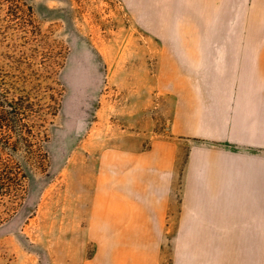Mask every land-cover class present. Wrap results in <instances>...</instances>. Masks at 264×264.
<instances>
[{
  "label": "rangeland",
  "instance_id": "1",
  "mask_svg": "<svg viewBox=\"0 0 264 264\" xmlns=\"http://www.w3.org/2000/svg\"><path fill=\"white\" fill-rule=\"evenodd\" d=\"M251 2L260 1L0 0V58L14 57L19 87L41 107L46 153L24 199L2 215L0 264H82L90 256L86 208L102 155L170 136L173 97L160 85L167 42L264 34L255 22L264 12L249 11ZM188 143L179 152L173 215ZM173 243L165 237L162 264H170Z\"/></svg>",
  "mask_w": 264,
  "mask_h": 264
},
{
  "label": "crops",
  "instance_id": "2",
  "mask_svg": "<svg viewBox=\"0 0 264 264\" xmlns=\"http://www.w3.org/2000/svg\"><path fill=\"white\" fill-rule=\"evenodd\" d=\"M259 1L249 11L264 12ZM167 43L170 136L102 155L85 218L95 243L82 264H162L169 235L170 264H264V34Z\"/></svg>",
  "mask_w": 264,
  "mask_h": 264
},
{
  "label": "trees",
  "instance_id": "3",
  "mask_svg": "<svg viewBox=\"0 0 264 264\" xmlns=\"http://www.w3.org/2000/svg\"><path fill=\"white\" fill-rule=\"evenodd\" d=\"M4 58L8 62L0 58V223L5 220L2 215L10 216L24 199L30 172L42 169L46 160L36 123L41 107L19 87L14 57Z\"/></svg>",
  "mask_w": 264,
  "mask_h": 264
}]
</instances>
